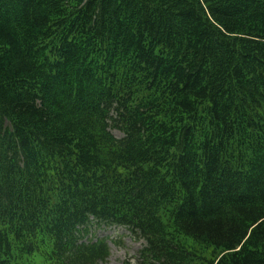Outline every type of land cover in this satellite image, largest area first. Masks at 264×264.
Instances as JSON below:
<instances>
[{
    "label": "trees",
    "instance_id": "obj_1",
    "mask_svg": "<svg viewBox=\"0 0 264 264\" xmlns=\"http://www.w3.org/2000/svg\"><path fill=\"white\" fill-rule=\"evenodd\" d=\"M100 226L264 264V0H0V264L104 262Z\"/></svg>",
    "mask_w": 264,
    "mask_h": 264
},
{
    "label": "rangeland",
    "instance_id": "obj_2",
    "mask_svg": "<svg viewBox=\"0 0 264 264\" xmlns=\"http://www.w3.org/2000/svg\"><path fill=\"white\" fill-rule=\"evenodd\" d=\"M112 134L120 138L117 130H111ZM92 238L107 239L109 257L104 262L97 264H136V257L143 245L141 239H136L127 228L121 226H100L94 231ZM91 238V235H89ZM25 264H44L40 258L24 259Z\"/></svg>",
    "mask_w": 264,
    "mask_h": 264
}]
</instances>
